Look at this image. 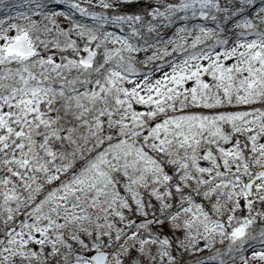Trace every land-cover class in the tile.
Masks as SVG:
<instances>
[{
    "label": "snow or ice",
    "instance_id": "6c2138e0",
    "mask_svg": "<svg viewBox=\"0 0 264 264\" xmlns=\"http://www.w3.org/2000/svg\"><path fill=\"white\" fill-rule=\"evenodd\" d=\"M0 264H264V0H0Z\"/></svg>",
    "mask_w": 264,
    "mask_h": 264
},
{
    "label": "trees",
    "instance_id": "16d2710c",
    "mask_svg": "<svg viewBox=\"0 0 264 264\" xmlns=\"http://www.w3.org/2000/svg\"><path fill=\"white\" fill-rule=\"evenodd\" d=\"M77 18H79V16H77ZM198 255V254H197Z\"/></svg>",
    "mask_w": 264,
    "mask_h": 264
}]
</instances>
